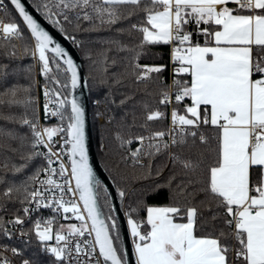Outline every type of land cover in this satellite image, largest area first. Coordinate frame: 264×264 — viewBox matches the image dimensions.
<instances>
[{"label": "snow or ice", "instance_id": "1", "mask_svg": "<svg viewBox=\"0 0 264 264\" xmlns=\"http://www.w3.org/2000/svg\"><path fill=\"white\" fill-rule=\"evenodd\" d=\"M9 4L30 30L32 56L48 81L45 120L56 117L59 123L47 126L35 117L21 118L30 135L13 137L19 144H9L6 151L19 153L24 163L9 165L6 160L2 167L19 172L33 160L43 163L20 185L0 193L24 205L23 217H0V234L11 236L6 224L22 226L27 220L32 226L20 235L34 234L40 252L50 256L52 264H127L113 209L105 216L99 203L101 186L89 164L84 108L75 96L69 98L68 89H76L80 81L77 65L21 0H0V12L7 13ZM43 7L50 19L57 17V25L74 18L77 31L115 28L127 38L107 41L115 51L129 54L123 72L108 76L118 63L109 56L111 48L94 61L102 82L110 78L121 85L131 79L134 85L120 101L121 106L131 103V108L115 139L121 147L139 145L131 159L144 178L152 176L159 156L165 162L156 169L157 176L173 166L166 179L172 203L146 206L136 201L135 208L129 207L136 264H264V0H49ZM80 21L89 27H81ZM190 25H195L192 31ZM61 30L65 31L62 25ZM0 37L13 49L11 55L16 47L12 41L26 39L17 23L2 20ZM69 38L80 46L74 35ZM160 44L173 46L171 84L163 79L166 65L139 63L149 46ZM18 91L9 89L0 103H34L30 98L18 100ZM169 105H175L170 123L154 130L153 122L168 119L161 108ZM138 108L142 134L131 135ZM133 194L119 192L123 199ZM140 208H145L146 217L136 218ZM40 209H50L53 216L32 220L31 214ZM58 216L79 223L56 226ZM7 251L19 255L16 248L0 247V264H13L4 255ZM22 264L32 262L25 259Z\"/></svg>", "mask_w": 264, "mask_h": 264}, {"label": "trees", "instance_id": "2", "mask_svg": "<svg viewBox=\"0 0 264 264\" xmlns=\"http://www.w3.org/2000/svg\"><path fill=\"white\" fill-rule=\"evenodd\" d=\"M30 2L67 38L74 35L76 40L80 43V46H78L77 43L73 44L81 56L86 80L88 82L92 130L99 161L114 182L118 196L121 190L134 193L133 195H129L127 199H123L119 196L121 206L125 208L128 214L130 206L133 208L137 206L136 201H141L146 206H167L172 203L170 192L166 185V179L173 170V166L169 164L167 168L162 169V175H156V169L165 162V157H157L153 161L152 176L144 178L143 170H141L139 166H134L131 160L130 147L133 146L134 142L125 144L121 147L115 139L117 130L123 125L122 117L126 112L130 111L131 108V103L123 106L120 105L123 96L133 91L134 85L131 79H126L121 85H115L110 78L107 79L106 82H102L104 77H102L98 70L97 64L94 63V61L100 59L101 51L106 48H111L112 51L109 52V56L115 57L118 63L116 66L109 69L108 76L111 77L114 73L123 72L127 65V57L129 54L123 51H115V45H109L107 41L117 39L126 42L127 38L119 36L115 28L111 30L102 29L100 31H77L75 27L77 22L74 18L70 24L61 20V25L65 30L62 31L61 25L54 23L57 17L54 16L50 19L47 15V10L43 7L45 3H49V0H30ZM0 20L5 23H17L23 30V35L26 38L23 41H12L16 47L14 49L15 55H11L13 49L8 46L7 41L0 37V96L8 92L9 89L17 88L20 89L17 93L18 100L23 101L26 98H30L34 101V103L27 106L23 103L13 105L0 103V193H2L10 186L20 185L23 181L32 176L43 163L41 159L33 160L28 163L27 167H24L23 170L19 172L11 170V168L5 170L2 167L6 160L9 165L15 164L19 166L24 163V161L20 159L19 153L6 151V148L9 144L13 147L18 146L19 141L13 139V137L30 135L29 128L23 126L20 120L22 117L28 119H33L35 117V119L38 120L36 79L38 77L42 85H46L48 81L46 77L41 74V65L39 62L38 68H36L32 56L33 40L30 37V33L20 19L18 13L10 4L7 13L0 12ZM80 25L83 28L89 27L88 23L84 21H80ZM116 27H120V25ZM189 27V31H192L195 25H190ZM146 52L147 54L140 58L139 63L149 66L166 65L163 79L166 83L170 84V79L173 76V71H171V46L164 44L149 46ZM48 55L51 56L50 54ZM172 65L174 67V62ZM59 78L62 81L65 79L63 74H59ZM23 89H29V92L25 93ZM4 99H7V97H4ZM137 99H139L138 96ZM185 103H188V101H185ZM182 108L183 106L181 105V113ZM161 110L166 113L169 112L168 108H161ZM137 116V128L133 129L131 135L142 134L139 128V124L142 122L141 110L139 108L137 109ZM100 117H103V122L99 121ZM128 120H131V116L128 117ZM152 127L154 130L167 127V119L163 121V123L153 122ZM124 131L125 134L128 135L127 129H124ZM208 131L211 132V129L208 128ZM102 146H104L103 149H101ZM214 147L215 143L213 142L211 148ZM27 151L28 150L25 149V153H27ZM211 160L212 158L210 156L209 162H211ZM176 171L179 172L178 166ZM100 186L99 200L104 214L107 216L109 214V208L112 209V205L106 190L102 185ZM105 197H107L106 200ZM23 206L24 205H21L19 202H9L0 197V209L7 208V212L0 210V217L7 221L9 218L15 217L16 215L22 216L23 212L21 209ZM111 215L114 216L113 211ZM135 216L136 218L146 217L145 208H140ZM120 244L122 247L121 235ZM35 249L38 250V248ZM29 253L31 252L28 249V254ZM34 259L44 260V256L41 253H36ZM41 262L42 261L38 262V264H42ZM43 263L47 264L48 262Z\"/></svg>", "mask_w": 264, "mask_h": 264}, {"label": "water", "instance_id": "3", "mask_svg": "<svg viewBox=\"0 0 264 264\" xmlns=\"http://www.w3.org/2000/svg\"><path fill=\"white\" fill-rule=\"evenodd\" d=\"M21 3L25 6L26 11L33 16V18L37 21V23H39L40 26L53 37L54 41L60 44L61 47H63L65 51L69 53V55L73 59V62L77 65V71L80 77V81L76 89L69 88V93L71 94L69 98H71V96H75L77 101L84 108L86 146L88 149L89 164L92 167L95 180L99 181V184L104 187L110 198L113 213L119 225L120 235L122 240V248L126 253L127 264H136L133 240L127 224V214L125 213L124 208L120 204L119 196L114 182L112 181L110 176L103 168L101 162L99 161L97 150L95 147L93 130H92L89 88H88V82L86 80V75L84 72L81 56L77 48L73 44V42L69 38H67L60 30H58L51 22H49L34 7V5L30 2V0H21ZM12 7L14 8V6ZM20 19L22 20L21 17ZM28 32L30 33V30H28ZM48 54L52 55V53H48Z\"/></svg>", "mask_w": 264, "mask_h": 264}, {"label": "built area", "instance_id": "4", "mask_svg": "<svg viewBox=\"0 0 264 264\" xmlns=\"http://www.w3.org/2000/svg\"><path fill=\"white\" fill-rule=\"evenodd\" d=\"M5 2L9 3V0H5ZM32 40H33V46H34V39H32ZM170 46H171V54H172L173 46L172 45H170ZM33 59H34L36 68H38V62H39L38 59L34 58V57H33ZM172 63H173V60H172ZM172 63H171V71H173ZM172 80H173V76L170 79V84L172 83ZM45 86L46 85H42L39 82V79L37 77V79H36L37 107H38V120H37V122L41 125L54 126V125L59 123L58 118L50 117L49 119L45 120V113H44V109H43V105L46 103V99L44 96ZM173 107H175V105H169L168 106L169 112H168L167 126L170 123V114H171ZM99 121L103 122L104 121L103 117H100ZM57 139H59V137H57ZM138 146L139 145L136 142H134L133 146L130 147V155H131V152L133 150H135ZM103 148H104V146L101 147V149H103ZM43 178L44 177L41 176V179H43ZM32 207H35V205L33 204ZM68 215L70 216L71 214H68ZM23 216H24V213L22 214L21 217H23ZM41 216L45 217V218H49V217L53 216V213L50 209H40L39 211L33 212L31 214V219L35 220V219L40 218ZM14 218L15 217H11L7 221L13 220ZM57 220H58V224L56 226H58L59 224L67 225L70 223H77V221L74 218L65 220V219L58 216ZM31 226H32L31 222L27 221V220H26V223L22 226L17 225L14 227L12 224H6V227L9 229V231L12 234H11V236H4V235L0 234V247L7 248V249L16 248L19 251V255L14 256L11 253V251L5 252L4 255H6L9 259H11L13 264H22L23 260H25V259L30 260L32 262V264H38V262H40V261H42L41 262L42 264H45L43 262H46V263L48 262L47 264H52V258L50 256L42 254L40 252V244H39V242L36 239L34 234H31L30 238H29V236H23L22 237L20 235L21 231L27 232ZM89 239H91V237H89ZM35 248H38V250ZM28 249L31 252L29 254H28ZM36 253H41L44 256V260L43 259L42 260L34 259V256H36ZM45 259H46V261H45Z\"/></svg>", "mask_w": 264, "mask_h": 264}, {"label": "crops", "instance_id": "5", "mask_svg": "<svg viewBox=\"0 0 264 264\" xmlns=\"http://www.w3.org/2000/svg\"><path fill=\"white\" fill-rule=\"evenodd\" d=\"M189 28L190 27H188V30H189ZM202 39V38H201ZM202 41V43H203V40H201ZM129 231H130V229H129ZM132 237V236H131ZM132 240H133V238H132ZM133 247H134V242H133ZM134 253H135V248H134ZM136 258V257H135Z\"/></svg>", "mask_w": 264, "mask_h": 264}, {"label": "rangeland", "instance_id": "6", "mask_svg": "<svg viewBox=\"0 0 264 264\" xmlns=\"http://www.w3.org/2000/svg\"><path fill=\"white\" fill-rule=\"evenodd\" d=\"M124 208V207H123ZM124 211H125V213L127 214V212H126V210H125V208H124ZM127 218H128V214H127ZM79 222L77 221V224H78Z\"/></svg>", "mask_w": 264, "mask_h": 264}]
</instances>
